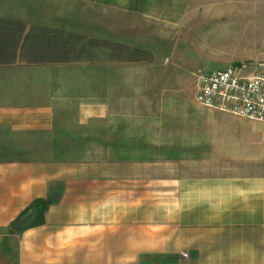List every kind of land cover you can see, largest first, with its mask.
Masks as SVG:
<instances>
[{"label": "crops", "instance_id": "crops-1", "mask_svg": "<svg viewBox=\"0 0 264 264\" xmlns=\"http://www.w3.org/2000/svg\"><path fill=\"white\" fill-rule=\"evenodd\" d=\"M148 3L0 0V17L78 33L77 28L103 27L144 31ZM88 62L29 64L17 58L0 64V135L50 131L59 107L74 108L81 124L119 116L149 124L155 111L144 102L147 77L110 81L106 92L98 79L92 90L68 93L65 85L78 83L81 75L52 72ZM117 84H123L121 91ZM223 117L228 126L211 139L199 126L178 130L188 144L173 147L193 149L200 134L204 159L110 161L103 173L83 165L73 170L76 178H66L65 164L0 161V242L14 243V264H264V123ZM163 132L159 127L145 147H172ZM56 182L63 193L48 208L44 224L7 235L11 222Z\"/></svg>", "mask_w": 264, "mask_h": 264}, {"label": "rangeland", "instance_id": "rangeland-1", "mask_svg": "<svg viewBox=\"0 0 264 264\" xmlns=\"http://www.w3.org/2000/svg\"><path fill=\"white\" fill-rule=\"evenodd\" d=\"M144 7L149 13L144 31H112L104 27L77 29L86 36L147 49L151 60L108 62L97 56L88 63L67 64L52 72L58 76L81 75L78 83L72 81L65 85L68 93L84 88L92 90L98 79L106 92L110 81L121 82L127 76L147 77L144 90L147 102H144L155 111L147 117L149 124L139 117L120 116L81 124L74 108L59 107L61 114L51 119L50 131H5L0 135V161H42L58 168L65 164V169H69L66 178H76L77 168L83 165L99 167V172L103 173L110 161L206 157L203 137L211 139L217 135L214 132H221L228 122L224 121L223 114L209 115L194 102V73L199 68L216 70L239 61L264 63V0H149ZM65 23L72 22H62ZM118 90L121 91L120 87ZM155 121H160L159 125ZM188 125L193 130L199 126L203 135L198 132L199 146L173 147L188 144L189 138L178 131ZM159 127L172 147H145L155 140ZM97 162L100 165H94ZM4 256L6 261L2 259V263L14 264V243L8 239L0 242V258Z\"/></svg>", "mask_w": 264, "mask_h": 264}, {"label": "trees", "instance_id": "trees-1", "mask_svg": "<svg viewBox=\"0 0 264 264\" xmlns=\"http://www.w3.org/2000/svg\"><path fill=\"white\" fill-rule=\"evenodd\" d=\"M102 56L107 61L151 60L147 49L127 43L86 36L74 31L0 17V64L17 58L29 64L91 61ZM63 185H52L45 198L32 201L9 225L8 235L41 226L48 208L61 200Z\"/></svg>", "mask_w": 264, "mask_h": 264}, {"label": "built area", "instance_id": "built-area-1", "mask_svg": "<svg viewBox=\"0 0 264 264\" xmlns=\"http://www.w3.org/2000/svg\"><path fill=\"white\" fill-rule=\"evenodd\" d=\"M194 76L198 106L264 123V63L239 61L216 70L199 68Z\"/></svg>", "mask_w": 264, "mask_h": 264}]
</instances>
